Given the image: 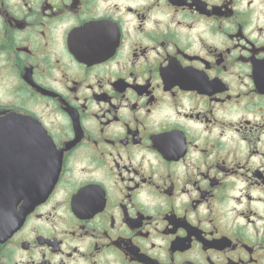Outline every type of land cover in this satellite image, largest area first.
<instances>
[{
  "label": "flooded vegetation",
  "instance_id": "flooded-vegetation-1",
  "mask_svg": "<svg viewBox=\"0 0 264 264\" xmlns=\"http://www.w3.org/2000/svg\"><path fill=\"white\" fill-rule=\"evenodd\" d=\"M15 151L0 264H264V0H0Z\"/></svg>",
  "mask_w": 264,
  "mask_h": 264
},
{
  "label": "water",
  "instance_id": "water-1",
  "mask_svg": "<svg viewBox=\"0 0 264 264\" xmlns=\"http://www.w3.org/2000/svg\"><path fill=\"white\" fill-rule=\"evenodd\" d=\"M5 123L20 124L22 126L30 122L22 118L8 120ZM17 140H23V138H10L11 142ZM26 155L29 156L31 153L27 152ZM45 155L50 156V153H45ZM22 156V153L16 151L10 154H0V164L4 163L3 168H0V234H7L14 230L20 216L22 215L21 218H23L31 210L32 206L38 202L42 194H47L56 182V175L59 169L55 173L53 160L47 162L44 168L39 169L42 173L41 184L32 182L34 178H31L30 181L27 180L29 177L21 178L19 176L20 172L13 167V164L16 163L17 158ZM23 180L25 182H22ZM21 200L24 201L23 207L20 211H17V204Z\"/></svg>",
  "mask_w": 264,
  "mask_h": 264
}]
</instances>
